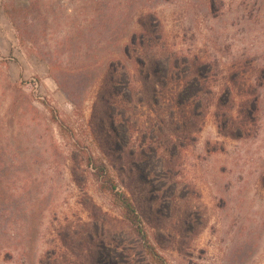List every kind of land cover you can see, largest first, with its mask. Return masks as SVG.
<instances>
[{
    "label": "rangeland",
    "instance_id": "obj_1",
    "mask_svg": "<svg viewBox=\"0 0 264 264\" xmlns=\"http://www.w3.org/2000/svg\"><path fill=\"white\" fill-rule=\"evenodd\" d=\"M28 3L0 0V135L16 140V177L31 178L35 214L17 225L26 238L3 249L0 264H125L103 251V240L130 225L98 178H114L130 197L166 264H264V58L245 77L263 82L250 134L223 133L212 109L199 132L178 137L173 178L149 176L140 156L155 145L159 121L173 122L149 95L150 58L163 48L197 55L212 62L213 88L232 86L231 63L264 52V0H38L35 15ZM146 18L158 23L157 37L132 45ZM142 52L146 65L136 68ZM118 60L134 79L127 123L99 99ZM230 101L237 108L241 99Z\"/></svg>",
    "mask_w": 264,
    "mask_h": 264
},
{
    "label": "trees",
    "instance_id": "obj_2",
    "mask_svg": "<svg viewBox=\"0 0 264 264\" xmlns=\"http://www.w3.org/2000/svg\"><path fill=\"white\" fill-rule=\"evenodd\" d=\"M37 2L38 0H29L26 10L32 9L35 15L42 8V5L38 8ZM211 2L214 3L215 0ZM10 7L6 12L7 16L10 17L13 25L17 26L16 20L12 18V16H18L17 10L15 6ZM139 27V32L131 40L132 45L143 46L151 43L155 36L157 37L158 23L152 24L147 18L140 19ZM136 55L137 58L134 60L136 68L144 67L146 61H144L143 52ZM122 56L130 57L128 50ZM260 58H264V52L263 54L257 51L254 54L245 52L242 58L231 63L227 68L229 83L232 86L218 88H213L211 85L213 65L210 60H204L197 55L181 56L164 48L159 56L150 58L148 78L152 75L154 86L149 95L160 107L163 103L170 111L168 119H173V122L170 120L171 123H169L166 119L160 120L159 129L156 131L158 136L153 143L155 145L142 150L140 154L145 168L149 169L147 171L149 176L173 178L178 137L185 138L188 133L199 132L212 109L223 133L229 132L232 136L238 133V137H243L252 132L263 100L260 90L263 82L259 85L257 76V80L254 81L257 85L252 84L245 77L249 72L257 75L255 65ZM127 69L122 60L109 65L100 82L103 94L99 96V99L107 104L110 113L118 115L121 121L126 123L132 117L133 109L130 106L135 96L132 72ZM77 77L79 81L86 80L83 74ZM125 90L128 94L125 93L124 96ZM147 90L145 86V94ZM234 96L241 99L237 108L230 101ZM171 125L177 132L180 130L179 135L168 133ZM112 131L118 140L119 130L114 127V124ZM3 144L8 148L3 147ZM19 152L16 140L11 138L5 140L0 135V252L3 249L10 252L9 248H12L14 243L26 238L25 234L24 238H21L17 225H26L35 214L33 206L35 188L31 178L16 177L17 172H20L22 168L16 160ZM90 161L97 171V176L104 177L105 168L97 166L91 157ZM98 180L102 188L112 194L115 203L120 207L130 225L129 234H113L109 236L108 242L102 241L105 256L110 261H115L114 263L122 261L125 264H166L165 258L152 245L144 222L130 197L118 188L114 178H98ZM27 233L29 238L35 234L33 230ZM127 240L131 243L126 244ZM132 257L134 262L131 260ZM62 260L59 264H78L63 258Z\"/></svg>",
    "mask_w": 264,
    "mask_h": 264
}]
</instances>
